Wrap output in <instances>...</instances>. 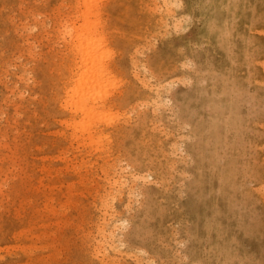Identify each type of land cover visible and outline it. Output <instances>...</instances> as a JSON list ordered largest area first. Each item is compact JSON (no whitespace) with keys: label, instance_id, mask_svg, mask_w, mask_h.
I'll list each match as a JSON object with an SVG mask.
<instances>
[{"label":"rangeland","instance_id":"374dc122","mask_svg":"<svg viewBox=\"0 0 264 264\" xmlns=\"http://www.w3.org/2000/svg\"><path fill=\"white\" fill-rule=\"evenodd\" d=\"M168 3L0 0V264H264V0Z\"/></svg>","mask_w":264,"mask_h":264},{"label":"bare ground","instance_id":"6f19581e","mask_svg":"<svg viewBox=\"0 0 264 264\" xmlns=\"http://www.w3.org/2000/svg\"><path fill=\"white\" fill-rule=\"evenodd\" d=\"M168 1L169 0H164V2H165L166 5L169 4ZM83 4L85 6L86 1H85V3L83 2ZM88 5L89 4H86L85 7L87 8V10L88 9L90 10V7H93V6L92 5L91 6L89 5L90 6L89 7ZM94 6H95V4H94ZM168 10H170V9H168ZM82 13L83 14L84 13L86 14V10H85V12L83 10ZM90 14L92 15L91 11H90V13H88V15H90ZM88 17H90V16H88ZM88 17L86 16L87 19L84 21L85 22L84 24L83 23L81 24V27L80 26H76V27H79L80 32L77 33V35H75V37L78 40L79 39H81V40L82 39H85V41H83V40L82 41L89 43V42H93L90 39L93 38V35L92 34H94V33H92V31L93 30L96 31V26L93 23H91L90 20H88L89 19ZM76 29H78V28H76ZM103 36H105V34L104 35H101L99 37V39H101V42H102L103 39L105 40V38ZM75 41L76 40H74L73 42H75ZM97 41H98V39H97ZM81 45H83V43H81ZM75 47H76V50H77L75 52L77 53V55L79 57H78V59L77 58L74 59V67L72 69V74L71 75H72V77L77 75V77L74 78L75 79V84H73V86H70V81H71L70 78L66 82L67 84L65 85L64 94L67 97L65 98L66 104L64 106L67 107V108H69L71 106V103L73 102L72 103L73 104V108H74L73 112L82 111L84 115H86V114L88 115V113L90 114V112H88V111H95L96 109H99V108H97L99 105L97 106V105H95V103L92 102V101H94V98H93L94 96L92 95V94H94L93 93L94 92L93 91L94 87H96L97 85H100V82L103 81L105 79V77H109V73H111V70H110V68L108 66L104 65L102 62H100L97 59L93 47L88 48L87 45H86L85 46L86 49H82L77 44H75ZM89 61H90L91 64H89ZM83 82H86L85 85H84V88L81 87V84ZM79 90H80V92H78ZM74 93H78L77 94V97L78 98L76 100H72V102L70 103V96L72 97ZM67 108H65V109H67ZM70 108H69V110H70ZM100 109H101V107H100ZM100 109H99V111H100ZM102 109H104V108H102ZM97 111L98 110H96L94 113L95 114H98V115H101ZM90 115L93 116L92 115V112H91ZM90 115H88V116H90ZM101 118L103 119V117H101ZM69 121H71V120H69ZM66 122H68V121H66ZM80 122H85V121H80ZM87 122H89V123H87ZM87 122L85 124L83 123V125L80 124V123L79 124L82 125L85 128V129H83V128L82 129H83L84 132L86 131L87 134L89 135V137L91 138L89 140H92L94 138L93 137L94 132L98 131L97 130L98 126L95 123L96 121L95 122L87 121ZM100 134H101V132H100ZM97 137L98 136H96V138ZM84 138H85V136H84ZM96 138H94L92 141H96L95 140ZM82 141H83V139H82ZM83 142H87V141L85 140ZM90 144L92 145L93 142L90 143ZM104 229L105 228H103L102 230L104 231ZM106 236L111 237V233H108ZM111 248H112V246H111Z\"/></svg>","mask_w":264,"mask_h":264}]
</instances>
